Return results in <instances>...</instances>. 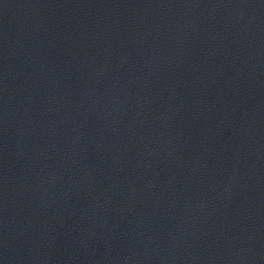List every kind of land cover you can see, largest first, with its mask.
Masks as SVG:
<instances>
[{
	"label": "water",
	"instance_id": "obj_1",
	"mask_svg": "<svg viewBox=\"0 0 264 264\" xmlns=\"http://www.w3.org/2000/svg\"><path fill=\"white\" fill-rule=\"evenodd\" d=\"M0 264H264V0H55L8 44Z\"/></svg>",
	"mask_w": 264,
	"mask_h": 264
}]
</instances>
